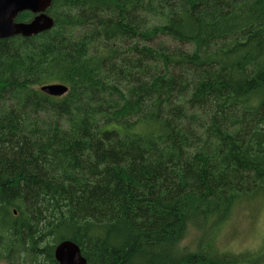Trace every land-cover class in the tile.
<instances>
[{
  "label": "trees",
  "instance_id": "trees-1",
  "mask_svg": "<svg viewBox=\"0 0 264 264\" xmlns=\"http://www.w3.org/2000/svg\"><path fill=\"white\" fill-rule=\"evenodd\" d=\"M47 13L50 29L0 39V260L58 264L70 239L87 264H264L214 244L264 191V0ZM189 225L209 228L194 250Z\"/></svg>",
  "mask_w": 264,
  "mask_h": 264
},
{
  "label": "rangeland",
  "instance_id": "rangeland-1",
  "mask_svg": "<svg viewBox=\"0 0 264 264\" xmlns=\"http://www.w3.org/2000/svg\"><path fill=\"white\" fill-rule=\"evenodd\" d=\"M206 227L189 225L180 242L182 248L194 250ZM214 244L219 250H264V191L237 200L228 219L215 230ZM0 264H6L0 260Z\"/></svg>",
  "mask_w": 264,
  "mask_h": 264
},
{
  "label": "water",
  "instance_id": "water-1",
  "mask_svg": "<svg viewBox=\"0 0 264 264\" xmlns=\"http://www.w3.org/2000/svg\"><path fill=\"white\" fill-rule=\"evenodd\" d=\"M50 0H0V39L15 35L31 36L50 29L53 19L47 13ZM22 11H30L34 16L26 22L15 21ZM39 89L52 96H61L68 91L63 83L43 84ZM58 264H87L79 246L70 239L60 240L53 250Z\"/></svg>",
  "mask_w": 264,
  "mask_h": 264
},
{
  "label": "flooded vegetation",
  "instance_id": "flooded-vegetation-1",
  "mask_svg": "<svg viewBox=\"0 0 264 264\" xmlns=\"http://www.w3.org/2000/svg\"><path fill=\"white\" fill-rule=\"evenodd\" d=\"M27 12H29V14H31V16H30L28 19L23 20V21H20V22H26V21H29V20L34 16V13H32V12H30V11H27ZM15 21H16V20H15Z\"/></svg>",
  "mask_w": 264,
  "mask_h": 264
}]
</instances>
